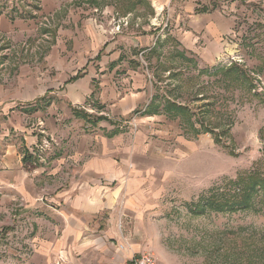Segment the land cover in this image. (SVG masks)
<instances>
[{
    "label": "crops",
    "instance_id": "crops-1",
    "mask_svg": "<svg viewBox=\"0 0 264 264\" xmlns=\"http://www.w3.org/2000/svg\"><path fill=\"white\" fill-rule=\"evenodd\" d=\"M144 1L153 15L142 23L130 20L134 6L122 14L74 0H41L28 21L0 15V34L32 50L0 85V213L19 200L28 231L27 255L1 264H124L154 249L153 198L197 137L184 135L179 118L149 112L151 59L163 61L151 53L173 42L186 57L214 62L228 53L232 21L199 10L204 2Z\"/></svg>",
    "mask_w": 264,
    "mask_h": 264
},
{
    "label": "rangeland",
    "instance_id": "rangeland-1",
    "mask_svg": "<svg viewBox=\"0 0 264 264\" xmlns=\"http://www.w3.org/2000/svg\"><path fill=\"white\" fill-rule=\"evenodd\" d=\"M59 2L65 6L68 3L66 0ZM195 2H204L199 10L218 11L231 19L232 28L227 34L228 53L208 63L195 58V67H187L186 64L179 65L180 60L177 64L175 60L172 62V58L181 51L173 42L168 43L156 53L163 55L160 66L155 68L156 58L151 59L152 69L159 79L155 81L160 90L166 87L164 90L169 96L177 93L175 88H178L181 101L200 116L205 111L201 106L212 104L213 108L205 116V123L216 120L223 128L230 123L232 126L229 137L224 138L227 149L214 145L210 134H202L195 139L194 150L177 158L174 176L167 180L160 196L153 198L160 201L155 207L158 236L154 249L150 251L157 261L169 260L171 264H248L259 258L257 248L264 246V205L257 202L264 200V196L254 200V210L230 213L210 209L195 214V201L211 187L220 186L224 179H234L239 172L247 173L262 156L264 143L260 139V130L264 128V0ZM73 3L109 7L116 5L122 14L134 6L137 12L130 15V20L139 23L149 19L151 12L153 15V10L144 0H74ZM40 4L41 0H0V11L11 21H28L37 18ZM94 14L99 15L96 11ZM42 23L46 26L48 18ZM164 26L166 30L167 25L166 28ZM133 30L137 34L143 32L140 28L133 27ZM27 44L29 49L26 43L16 47L10 39L0 34V85L7 84L5 81L15 74L26 53L31 55V42ZM22 48L28 50H23L21 54ZM231 65L239 66L249 76L251 89L247 84L225 85L222 82L221 74L216 73ZM164 69L173 72L169 75L163 72ZM179 71L183 75H175ZM194 95L197 96L195 100ZM10 200L8 212L0 213V264L20 260L23 254L27 255V250L22 252L21 247L28 231L16 217L21 203L12 197Z\"/></svg>",
    "mask_w": 264,
    "mask_h": 264
},
{
    "label": "trees",
    "instance_id": "trees-1",
    "mask_svg": "<svg viewBox=\"0 0 264 264\" xmlns=\"http://www.w3.org/2000/svg\"><path fill=\"white\" fill-rule=\"evenodd\" d=\"M1 14L2 12L0 11V15ZM156 53L157 50H153L151 55ZM175 58L181 61L179 65L183 66V64H186L187 67H195L193 59L187 58L184 53H177L172 59L174 60ZM156 64L157 66H155V68L160 66L158 59ZM167 70L169 69H164L163 71ZM218 71L219 72L216 74H221L222 82L225 85H227L226 83L247 84L249 89H251L252 83L249 80V76L239 66L231 65L228 68H221ZM175 75L181 76L183 74L179 71V73ZM154 78L159 81L157 74H154ZM153 85L156 87V93L149 105V112L160 111L168 118H179L183 133L187 138L191 139L202 134H210L216 146L227 149V146L224 144V138L229 137V129L232 124H227L224 126L225 128H223V125L216 123V120H214L215 122H208V124L204 122L205 116L210 113L208 111L213 108L212 104L201 106L205 111L200 116L189 109L187 103H182L181 95L177 90L178 88H175L177 93L173 96H169L166 95L167 92L165 94L159 93L160 87L158 88L156 82ZM195 99H197V96L194 95L193 100ZM260 132V139L263 140L264 143V128H262ZM26 155L23 158L25 161L30 157ZM242 173L243 172H239L234 179H224L220 186L216 188L215 186L211 187L207 192L199 195L195 201V214L210 209L220 213L254 210V200H257L259 196H264V150L261 158L254 163V166H252L247 173ZM257 202L258 204L261 203L264 205V200H257ZM257 211L259 210L255 212ZM257 249V257L259 258L254 260L255 263L251 262L248 264H264V246L258 247ZM260 256L262 257L260 258Z\"/></svg>",
    "mask_w": 264,
    "mask_h": 264
},
{
    "label": "built area",
    "instance_id": "built-area-1",
    "mask_svg": "<svg viewBox=\"0 0 264 264\" xmlns=\"http://www.w3.org/2000/svg\"><path fill=\"white\" fill-rule=\"evenodd\" d=\"M167 20L164 28H166ZM136 128V124L133 126ZM48 142H44L41 149H46L48 147ZM124 264H158L154 254L151 251H144L140 254H136L129 258Z\"/></svg>",
    "mask_w": 264,
    "mask_h": 264
}]
</instances>
